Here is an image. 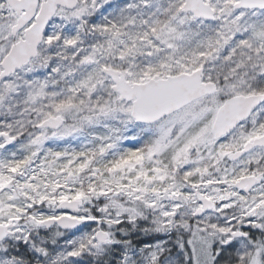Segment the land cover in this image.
Here are the masks:
<instances>
[{
	"label": "snow or ice",
	"instance_id": "snow-or-ice-1",
	"mask_svg": "<svg viewBox=\"0 0 264 264\" xmlns=\"http://www.w3.org/2000/svg\"><path fill=\"white\" fill-rule=\"evenodd\" d=\"M0 264H264V0H0Z\"/></svg>",
	"mask_w": 264,
	"mask_h": 264
}]
</instances>
